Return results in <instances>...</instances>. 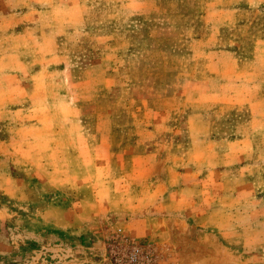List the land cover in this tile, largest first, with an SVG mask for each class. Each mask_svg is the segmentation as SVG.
<instances>
[{"label": "rangeland", "instance_id": "374dc122", "mask_svg": "<svg viewBox=\"0 0 264 264\" xmlns=\"http://www.w3.org/2000/svg\"><path fill=\"white\" fill-rule=\"evenodd\" d=\"M0 264H264V0H0Z\"/></svg>", "mask_w": 264, "mask_h": 264}, {"label": "crops", "instance_id": "0c3cea01", "mask_svg": "<svg viewBox=\"0 0 264 264\" xmlns=\"http://www.w3.org/2000/svg\"><path fill=\"white\" fill-rule=\"evenodd\" d=\"M215 56L217 57V61H218V59L220 58V57H223L222 56V53L219 51L218 52V54H215ZM208 66V65H207ZM214 66V69L212 68V72H215V73H218L220 70H221V68H222V66L223 65H218V64H215V65H213ZM221 66V67H220ZM37 75H35V77H36ZM35 77H34V79H35ZM262 82V81H261ZM28 87H29V85H25V86H23V88L22 89H25L26 91L28 90ZM166 92V91H165ZM161 97V96H160ZM165 98V99H164ZM157 99H159V98H157ZM162 100H160V102H162V101H166V99H170V100H172V101H175V99H176V96H173V95H170V96H167V97H165V96H163V98H161ZM166 103V102H165ZM157 111V110H156ZM170 110L169 109H163L162 111H158V112H155V117H153V122H152V126H153V130L155 131V132H167V133H169V134H172V137L174 136V135H176L177 134V131H178V129L174 126L173 127V125L171 124V123H169V121H171L173 118L171 117V113L169 112ZM168 125H170V126H168ZM172 125V126H171ZM172 144H170V145H168L167 146V148H165L166 150L167 149H169V147H171V149H172V146H171ZM185 145L186 144H180V145H178L177 144V147L176 148H174V150H176V149H180V151H182V150H187V148L185 147ZM150 166V165H149ZM151 167V166H150ZM181 168H183L182 170H185L184 172V176H188V175H190V171L192 170V167H190L189 165H181ZM193 169L194 170H197L198 169V167H195V166H193ZM149 170H150V168H149ZM169 177H168V180L166 179V180H161V182L163 183L162 185H164L165 187H167V186H169L168 184L170 183V182H173L174 180H173V177L171 176V175H168ZM153 182L154 183H156L157 182V179L155 178V180H153Z\"/></svg>", "mask_w": 264, "mask_h": 264}]
</instances>
